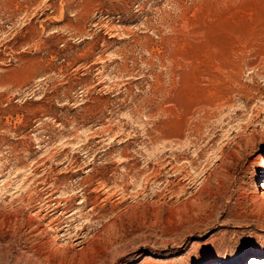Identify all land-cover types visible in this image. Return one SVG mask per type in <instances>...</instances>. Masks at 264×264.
Returning a JSON list of instances; mask_svg holds the SVG:
<instances>
[{
  "label": "rangeland",
  "instance_id": "1",
  "mask_svg": "<svg viewBox=\"0 0 264 264\" xmlns=\"http://www.w3.org/2000/svg\"><path fill=\"white\" fill-rule=\"evenodd\" d=\"M261 157L264 0H0V264H264Z\"/></svg>",
  "mask_w": 264,
  "mask_h": 264
},
{
  "label": "bare ground",
  "instance_id": "2",
  "mask_svg": "<svg viewBox=\"0 0 264 264\" xmlns=\"http://www.w3.org/2000/svg\"><path fill=\"white\" fill-rule=\"evenodd\" d=\"M263 175H264V162L262 161V157H261V162H260V165L258 168V176H263ZM261 194H264V184L262 185ZM245 243L249 246L250 252H253L254 250L260 249L261 247L264 246V231H255L254 233L249 235V237L246 239ZM224 245L225 244L222 242L219 244H216V246L214 245V243H213V245H212V243L208 244L204 248V250L197 256L194 264H205V261H207V260L210 261V260L214 259L218 255L217 248L220 251H222V250H224V248H226V246H224ZM252 259L256 260L258 262V260L256 258H252Z\"/></svg>",
  "mask_w": 264,
  "mask_h": 264
}]
</instances>
